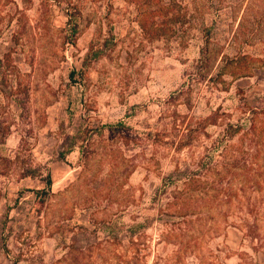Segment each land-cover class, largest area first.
<instances>
[{
  "label": "rangeland",
  "instance_id": "374dc122",
  "mask_svg": "<svg viewBox=\"0 0 264 264\" xmlns=\"http://www.w3.org/2000/svg\"><path fill=\"white\" fill-rule=\"evenodd\" d=\"M202 25L224 66L207 82ZM0 60V264H220L228 228L243 234L245 264H264V122L246 119L264 106V0H0ZM213 112L210 137L188 142ZM237 122L250 133L230 153L254 154L257 139V189L241 195L243 178L214 163L198 184L207 198L172 204ZM27 165L41 176L22 178Z\"/></svg>",
  "mask_w": 264,
  "mask_h": 264
},
{
  "label": "trees",
  "instance_id": "16d2710c",
  "mask_svg": "<svg viewBox=\"0 0 264 264\" xmlns=\"http://www.w3.org/2000/svg\"><path fill=\"white\" fill-rule=\"evenodd\" d=\"M69 16V23L72 24V30L75 33L77 31V23L75 20V16L67 13ZM211 34H212V27L210 26H203L201 27L200 30V38L202 41V46L199 49V57L196 62V68H197V80L198 81H209L211 78H213L215 75H221L222 71H224V66L218 64V55L215 54L212 49H211ZM98 53L95 52L93 54V57H97ZM2 60H0V71L2 69ZM216 72V74H215ZM73 75V74H72ZM1 77V74H0ZM3 78H7L2 76ZM1 77V78H2ZM1 85V84H0ZM26 94H28L27 91H25ZM16 103L19 108H21L23 111L26 109V103L27 100L24 98H17ZM249 116L246 117L248 120L247 122L249 123V130L255 129L256 127V120L257 118H261L262 121L264 122V106L261 107L260 109H255L251 108L249 109ZM220 118V115L218 112H213L211 113L208 117L205 119L200 120V122L197 124L196 129H194V132H196L193 137H189L190 142L192 139H194L197 135L200 134V132H205L206 128L210 126H215L218 123V120ZM245 126L241 124L240 122H237L236 124L232 123H226L225 126L222 129V132L215 137L214 142L211 145V148L207 149L203 155V157L199 161V166L198 169L192 172H189L187 174H184L183 177L180 179L182 180L183 187L181 190L175 192L171 197V203L176 204L182 201L190 202L191 200L195 201L196 199L199 198H204L210 195V190L208 188L201 187L202 190H200V187L198 186L201 185V179L202 176L208 173L209 168H212V165L215 163H220L221 166L223 167V173L224 175L230 180L234 179L235 177H242L244 182H245V187L243 188L242 185L240 188H238V192L245 193L247 189H249L251 192L255 191L257 189V182L256 178L259 176L257 173V169H255V161L256 159L259 158L258 152L259 150L257 149L259 145L256 143L258 142L257 139H253V137L250 139V142H253V145L256 146V150L254 154H247L245 155L244 153H240L241 156H238V153L236 154L235 152H239L238 146L235 147L234 155H232L231 152V147L229 145V140L235 137L241 130H244ZM249 130H244L243 135H249L250 131ZM188 132L189 131L188 129ZM206 137H210L209 134L203 133ZM183 135V134H182ZM0 159H5V156L2 154L3 152V146L5 144L6 140V134L3 128H1L0 125ZM184 137L186 136L183 135ZM249 142V141H248ZM219 148L221 149V155H220V160L218 161H211L214 160V153L216 150ZM249 153V152H248ZM249 160H252L254 162H249ZM204 171V172H203ZM21 177L26 178H37L40 177L41 175L39 174V169L38 168H32L30 165H27L21 170ZM46 185L47 189H42L40 191H36V195L39 199H43L44 196L47 195V190L51 187L52 180L50 177V174L48 173L46 177L43 179ZM179 180V181H180ZM249 185V186H248ZM216 191V195L218 194V190ZM224 194L226 195V198L229 199V201L236 196L235 190L232 189L231 186H228L227 188H224ZM166 192V191H165ZM197 192V193H195ZM212 196V195H211ZM207 198V197H206ZM250 209H249V214H252L256 211V206L254 204H249ZM253 221L249 226H248V231H252L253 228ZM149 225H151V220H145L142 223H135L129 227V233L131 236L134 234L144 230L147 228Z\"/></svg>",
  "mask_w": 264,
  "mask_h": 264
},
{
  "label": "crops",
  "instance_id": "0c3cea01",
  "mask_svg": "<svg viewBox=\"0 0 264 264\" xmlns=\"http://www.w3.org/2000/svg\"><path fill=\"white\" fill-rule=\"evenodd\" d=\"M243 234L235 228H228L222 236V258L220 264H245L242 246ZM259 256V253H257Z\"/></svg>",
  "mask_w": 264,
  "mask_h": 264
}]
</instances>
